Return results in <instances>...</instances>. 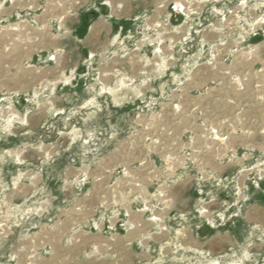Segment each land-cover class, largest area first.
Returning a JSON list of instances; mask_svg holds the SVG:
<instances>
[{"label": "rangeland", "instance_id": "1", "mask_svg": "<svg viewBox=\"0 0 264 264\" xmlns=\"http://www.w3.org/2000/svg\"><path fill=\"white\" fill-rule=\"evenodd\" d=\"M44 2V6L36 11L23 12L0 23V182H6L7 188H12L16 179L19 183H28L40 178L48 184L38 188V199L18 203L7 202L2 196L6 188H0V264H16V255H7L6 249L2 250L7 240L26 237L42 223H54L56 218L53 214L61 203H65H60V195H65L68 186L76 192L87 189L91 169L103 161L107 152L121 146L124 141H129L133 148L138 147L139 140L141 146L153 142L166 150L160 134H156L154 139L140 137L141 132L151 130L153 122L160 121L162 108L158 95L141 94L124 107H112L106 100L94 106L89 102L87 104L88 100L96 98V68L101 61L97 62L96 58L94 62L91 55L78 51L74 42L68 43L61 37L84 38L90 24L105 12L99 7L97 11L96 7L84 6L82 0ZM169 11L164 19L153 23L148 14L133 18L132 22L136 25L134 31L125 29L118 43L104 50L103 63L118 56L132 57L138 53L141 65L146 69L166 67L169 61L159 56L168 36L165 28L174 25L181 38L176 44L167 42L165 46L178 52L180 68L184 71L178 77L176 86H181V81L199 63L217 70L218 63L246 62L254 70L251 74H231L228 80L232 89L227 91L228 98L234 99L237 94V99L242 100L234 107L226 108L232 121L221 124L199 121L196 125L201 129V149L194 150V139H191L188 142L190 147L181 153L184 163L180 165L184 172L193 174V215L199 217L198 210L201 209L200 213L208 216L206 226H210L211 230L224 223L223 215H226L228 229L240 235L242 244L218 256L208 251L187 252L175 240L186 236V224L184 218H180L174 225L155 227L158 232L170 233L173 240L171 250L160 251L158 255L164 260L162 264H264V252L257 258L252 257L256 262L250 258L251 246L264 242V230L246 222L242 212H239L252 202L264 205V153L255 149L253 160H249L251 151L240 149L237 152L228 143L231 136H235L236 143L244 137L247 140L242 146L247 145L244 147L249 149L256 142L258 145L255 146L263 147L261 150L264 151V66L254 57L255 48L264 40V22L257 21L264 19V0H197L189 5L184 14L174 13L172 5ZM43 18L51 25L50 29L37 30L21 23L27 19L33 24ZM75 19L79 21L78 28L73 33L68 32L64 24L70 26ZM255 22L258 23L253 25ZM251 25L255 33L251 32ZM206 32L215 33L217 38L205 40L202 36ZM223 50L228 52L225 54ZM195 54L201 57L193 61ZM53 57L55 59L52 60ZM154 58H159L158 63L155 64ZM48 64L54 65L49 67L51 65ZM75 67L77 73L85 69L86 73H93L94 76L87 78L82 89L73 87L66 99L63 86L79 83L75 81L76 74L69 81L65 80ZM66 68V76L60 77V72ZM144 78L148 82L154 79L151 75ZM27 84L31 101L15 94ZM246 84L250 85V91H245ZM166 97L167 94L163 96ZM83 99L87 105H84ZM248 119V122L245 121ZM251 127L257 130V138H252ZM219 148L225 149L220 152ZM210 150H215L214 160L218 164L243 162L233 172L218 175L194 158V154ZM166 157L168 161L163 163L161 171L163 178L150 171L147 187L136 183L127 189L132 202L147 205L156 201L170 203L168 189L173 181L168 177L174 168L169 164L176 162L177 156ZM110 174L115 179L120 176L124 181L138 180L137 175L123 168L114 169ZM65 176L69 180L66 187L62 186L66 184L63 182ZM112 183L115 184V181ZM139 189L141 194L137 192ZM146 209L150 210L149 207ZM73 236L69 234L65 241L72 242Z\"/></svg>", "mask_w": 264, "mask_h": 264}, {"label": "crops", "instance_id": "2", "mask_svg": "<svg viewBox=\"0 0 264 264\" xmlns=\"http://www.w3.org/2000/svg\"><path fill=\"white\" fill-rule=\"evenodd\" d=\"M82 2L84 6L96 7L97 11V7H99L105 13L98 15L90 24L84 38L77 39L65 35L61 39L68 43L74 42L77 50L91 55L94 62L96 58L97 62L101 61V64H98L96 68L98 79L97 81L93 79L96 81L94 85L97 90L96 98L88 100L87 104L89 102L94 106L102 102L101 100H106L112 107H124L130 103L131 99H135L141 94L144 96L155 94L156 97L158 95L162 108L160 121L153 122L151 130L141 132L140 137L142 139L150 136L151 139H154L156 134L157 136L160 134L159 138H162L166 150L152 144L153 142L141 146V140H139V146L134 148L129 141L122 142L121 146H116L107 152L103 161L91 169L87 189L76 192L68 186L65 195L63 197L60 195V203H65L63 205L61 203L53 214L56 218L54 223H42L37 230L28 232L26 237L9 238L5 243L7 245H4L2 250L6 249L5 254L7 255H16V264H162L164 260L158 255V252L170 251L173 240L170 233L158 232L155 227L174 225L180 218H184L186 224L184 234L186 236L175 238V240L183 250L192 253L208 251L212 255L218 256L232 248H237L242 244L240 243L241 237L235 235V232H230L229 224L225 222L226 215H223L224 223L217 227L214 226L216 229L213 230L209 228L210 226H206L208 225L206 223L208 216L201 214V209L198 210L199 217L193 215L195 203L192 188L193 174L180 169V165L184 163L181 153L190 147L188 142L191 139H194L192 148L200 151L199 134H201V129L196 125L199 121L211 124L232 121L226 113V108L234 107L242 100L237 99L239 97L237 94L234 99L228 98L227 91L232 89V84L228 79L231 74H242L243 72L251 74L254 70L253 66L246 62L218 63L217 70H213L205 63H199L191 74L181 81V86H176V83L179 82L178 77L183 75L184 71L180 68L178 52L168 50L165 46L167 42L176 44L181 38L178 29L173 27L174 25L165 28L168 36L164 40L165 44L163 43L161 47L162 55L159 56L166 58L167 62L169 61L166 67L146 69L141 65V55L138 53L133 54L132 57L118 56L103 63L104 50L118 43L125 29L134 31L133 28L136 25L132 22L133 18L148 14L151 23L164 19L170 12V5L179 2V0H82ZM44 4V0H0V23L8 21L10 18L13 19L14 16H19L23 12L36 11ZM44 19L40 22H33V24L32 21L25 19L21 23L37 30L50 29L51 25ZM73 21L75 23L70 26H67V23L64 24L68 32L73 33L78 28L79 21L77 19ZM183 31L185 32V29L182 30V33ZM202 37L205 40L217 38L213 32H206ZM228 48L229 45L226 50ZM226 50H223L225 54L228 52ZM200 57V54H195L192 56V60ZM254 57L259 59L264 66V40L255 48ZM154 60L156 64L159 58H154ZM52 65L54 64H48L49 67ZM76 71L77 67L69 73L70 77H65L67 68L59 74L60 77L64 76L67 81L76 74L75 81L79 82L77 85L68 83L63 86L62 90L66 94L64 97L69 95L68 93L73 87H77L78 90L82 89L87 78L90 75L94 76L93 73H86L85 69L80 73ZM146 75L153 76V82H148L144 78ZM171 77H175L176 80ZM249 86V84L245 85V91H250ZM21 90L23 92H19ZM21 90L15 94L31 101L28 84ZM166 94L168 97L163 98ZM82 102L87 105L86 100L83 99ZM92 113L95 114L93 111ZM245 121L248 122L249 119ZM249 132L253 139L257 138L255 137L258 133L256 129L251 127ZM244 140L247 139L241 137V142H238L240 144L237 145L235 136H231L228 143L230 148H234L237 152L240 149L251 151L249 160H253L255 149L264 153L261 150L263 147L255 146V144L258 145L256 142L252 143L254 147L249 149L244 147L247 145L242 146ZM224 149L219 148V151L223 152ZM214 153L215 150L198 152V154H194V158L218 175L233 172L243 162L241 160L230 164H218L214 160ZM166 156H177V161H172L169 164L174 168L173 173L168 177L173 181L168 189L170 203L156 201L147 205L132 202L127 189L136 183H139L141 187H147L150 171L163 178L161 171L168 161ZM118 168L129 170L132 174L137 175L138 180L124 181L120 176L115 179L110 172ZM68 181L65 176L63 182L66 184L62 186L66 187ZM113 181L115 184L112 183ZM13 184L12 188H7L6 182H0V188H6L2 196L9 203L26 202L29 199L36 200L39 198L38 188L48 185L40 178H34L28 183H19V179H16ZM137 192L141 194V189ZM147 207L150 210H147ZM239 212H242L241 215L246 222L264 230V205L252 202L245 210H239ZM152 218L159 221H153ZM129 225H132V228ZM258 228L256 229L259 230ZM210 231L212 233L209 234ZM69 234H74V239L70 243L65 241ZM262 236L264 237V233ZM251 248L252 256L246 251L244 252L256 262V259H252V257L257 258L263 254L264 242L254 243Z\"/></svg>", "mask_w": 264, "mask_h": 264}, {"label": "built area", "instance_id": "3", "mask_svg": "<svg viewBox=\"0 0 264 264\" xmlns=\"http://www.w3.org/2000/svg\"><path fill=\"white\" fill-rule=\"evenodd\" d=\"M193 3V1H190V2H181V5L183 7H180V6H177L175 3L172 4V10L174 13H181V14H184L185 11L188 9L189 10V5ZM257 21H260L261 23L264 22V19H260V20H257ZM257 23L255 22L253 25H256ZM253 25H251V32H254L255 33V28L253 27ZM159 27V26H158ZM149 29V28H148ZM251 34V33H250ZM55 59V57L52 58V60Z\"/></svg>", "mask_w": 264, "mask_h": 264}, {"label": "bare ground", "instance_id": "4", "mask_svg": "<svg viewBox=\"0 0 264 264\" xmlns=\"http://www.w3.org/2000/svg\"><path fill=\"white\" fill-rule=\"evenodd\" d=\"M190 2V1H193V2H195V1H197V0H179V2H177V3H175L177 6H180V7H183L182 5H181V2ZM203 1V0H202ZM256 23H258V22H256ZM256 184H257V182H255ZM257 187H258V185H257Z\"/></svg>", "mask_w": 264, "mask_h": 264}]
</instances>
